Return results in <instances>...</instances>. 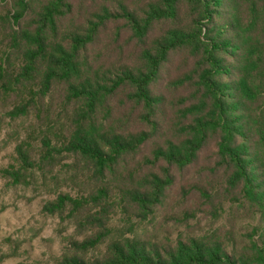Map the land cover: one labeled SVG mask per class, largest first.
<instances>
[{"label":"trees","instance_id":"obj_1","mask_svg":"<svg viewBox=\"0 0 264 264\" xmlns=\"http://www.w3.org/2000/svg\"><path fill=\"white\" fill-rule=\"evenodd\" d=\"M0 108L87 232L55 264H264V0H0Z\"/></svg>","mask_w":264,"mask_h":264},{"label":"rangeland","instance_id":"obj_2","mask_svg":"<svg viewBox=\"0 0 264 264\" xmlns=\"http://www.w3.org/2000/svg\"><path fill=\"white\" fill-rule=\"evenodd\" d=\"M30 122L31 119L12 121L0 112V264H55L71 240H80L87 234L81 235L66 214L61 217L43 210L58 191L68 190L63 181L65 173L57 176L60 181L56 183L38 169L22 171L17 163L14 149L28 137ZM161 214L162 209H157L144 222L134 219L127 222L117 215L111 225L115 235L133 230L137 236L146 234L158 240L183 230L179 221L162 224ZM190 224L204 231L211 219L202 217L199 223ZM239 228L249 229L251 225L244 222Z\"/></svg>","mask_w":264,"mask_h":264}]
</instances>
